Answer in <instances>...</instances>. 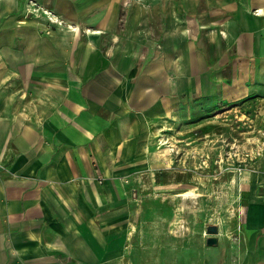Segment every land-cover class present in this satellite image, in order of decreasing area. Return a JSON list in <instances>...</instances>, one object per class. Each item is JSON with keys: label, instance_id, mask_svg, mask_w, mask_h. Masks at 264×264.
<instances>
[{"label": "rangeland", "instance_id": "374dc122", "mask_svg": "<svg viewBox=\"0 0 264 264\" xmlns=\"http://www.w3.org/2000/svg\"><path fill=\"white\" fill-rule=\"evenodd\" d=\"M222 2L238 0H0V102H9L12 117L17 110L46 112L53 108L47 101L65 97L52 84L84 88L98 76H118L119 82L159 88L160 64L184 70L195 63L215 65L218 55H230L227 44L216 43ZM165 34L182 37L183 50L164 61L148 47H158ZM116 65L132 70L109 73L107 67ZM258 65L264 68V62ZM176 76L166 75V116L151 124L149 165L137 160L124 177L132 179L124 188L134 215L126 237L133 258L149 251L151 258L175 259L181 245L177 258L190 260L196 254L191 248H205L209 235L234 230L241 213L239 174L264 157V73L254 75L253 89L237 100L224 102L219 88L206 96L184 90L180 104L170 106L176 92L169 84ZM189 76L182 80L189 82ZM32 99L37 107H31ZM188 190L198 195L183 200L179 194ZM208 224L218 232H207Z\"/></svg>", "mask_w": 264, "mask_h": 264}, {"label": "crops", "instance_id": "0c3cea01", "mask_svg": "<svg viewBox=\"0 0 264 264\" xmlns=\"http://www.w3.org/2000/svg\"><path fill=\"white\" fill-rule=\"evenodd\" d=\"M221 7L216 43L227 44L230 55H218L215 65L195 63L184 70L160 64L159 88L119 82L118 76H98L84 88L52 84L57 91L63 88L65 97L48 99L53 108L46 112L17 110L12 117L9 102H0V264H264V157L248 162L239 174L236 228L217 229V242L192 247L196 254L190 260L177 258L181 245L175 259L151 258L149 251L133 258L134 248L126 241L134 215L124 188L132 179L124 177L137 160L149 165L152 121L164 118L168 109L162 98L166 75H178L169 84L176 92L169 105L177 106L184 90L206 96L219 88L224 102L237 100L253 89L254 75L264 73L258 65L264 62V0L222 2ZM177 36L165 34L158 47L153 42L148 50L164 61L180 56L183 40ZM107 68L117 75L132 70ZM183 74L190 75L189 82ZM30 105L37 107L35 99Z\"/></svg>", "mask_w": 264, "mask_h": 264}, {"label": "water", "instance_id": "95a60500", "mask_svg": "<svg viewBox=\"0 0 264 264\" xmlns=\"http://www.w3.org/2000/svg\"><path fill=\"white\" fill-rule=\"evenodd\" d=\"M218 229V226L216 224H208L206 226V231L209 233H216ZM217 242V238L215 235H209V237L206 238V244L207 245H214Z\"/></svg>", "mask_w": 264, "mask_h": 264}, {"label": "bare ground", "instance_id": "6f19581e", "mask_svg": "<svg viewBox=\"0 0 264 264\" xmlns=\"http://www.w3.org/2000/svg\"><path fill=\"white\" fill-rule=\"evenodd\" d=\"M179 195L183 200H185V199H193L194 197H196L198 195V193H196L192 190H188V191L180 193Z\"/></svg>", "mask_w": 264, "mask_h": 264}, {"label": "clouds", "instance_id": "9594fccd", "mask_svg": "<svg viewBox=\"0 0 264 264\" xmlns=\"http://www.w3.org/2000/svg\"><path fill=\"white\" fill-rule=\"evenodd\" d=\"M262 11H264V10H262Z\"/></svg>", "mask_w": 264, "mask_h": 264}]
</instances>
